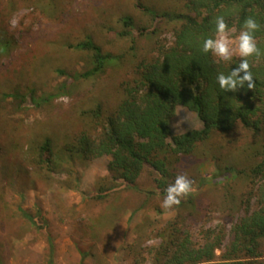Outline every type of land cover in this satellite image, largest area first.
Returning <instances> with one entry per match:
<instances>
[{"label":"rangeland","instance_id":"obj_1","mask_svg":"<svg viewBox=\"0 0 264 264\" xmlns=\"http://www.w3.org/2000/svg\"><path fill=\"white\" fill-rule=\"evenodd\" d=\"M144 8L179 13L184 0H0V264H48V238L53 264H80L82 255L83 264H151L162 233H187L195 247L223 236L218 260L233 240L232 226L254 210L260 180L245 173L263 153L249 150L258 139L240 126L167 159V186L183 174L193 189L167 210L149 167L136 189L119 185L99 199L110 185V157H69L67 147L82 134L100 137L138 65L172 44L178 25L155 20ZM124 16L133 20V38L122 35ZM238 33L222 37L231 57L239 56ZM87 40L113 59L83 78L92 52L75 45ZM201 126L195 113L176 108L172 135ZM46 140L53 159L40 150ZM261 251L253 264H264V239Z\"/></svg>","mask_w":264,"mask_h":264},{"label":"trees","instance_id":"obj_2","mask_svg":"<svg viewBox=\"0 0 264 264\" xmlns=\"http://www.w3.org/2000/svg\"><path fill=\"white\" fill-rule=\"evenodd\" d=\"M183 9L177 13L144 8L153 19L178 25L172 44L162 49L157 57L138 65L137 76L125 86L124 98L116 111L106 117L100 137L94 140L82 134L66 151L70 158L74 155L110 157L107 164L110 185L102 187L105 190L98 191L96 198L102 199L119 185L136 189V180L145 167L157 175V189L165 194L171 175L169 157L192 154L214 132L227 133L237 126L242 127L258 139V146L249 150L253 154L263 153L247 174L232 168L235 175L245 173L252 181L260 180L254 191V210H247L232 226L233 240L218 260L214 252L222 247L223 236H215L212 241L195 247L187 233L184 238L162 233L163 243L153 252L151 264H253L263 257L261 241L264 239V27L256 34L262 54L249 59L255 82L252 90L245 85L234 93L221 91L216 83L217 74H227L238 66L241 58L217 60L210 53H203L201 47L203 40L214 34L213 21L218 15H225L229 29L237 32L249 16L264 26V0H184ZM121 22L122 35L133 38L132 18L124 16ZM75 48L92 52V68L81 75L83 78L99 74L113 59L90 40L78 43ZM178 106L195 113L201 128L172 135L171 121ZM40 150L48 158H55L49 140ZM58 159L57 164H60L62 158ZM20 212L30 222H35L25 211L20 209ZM174 232L179 234L180 231ZM48 244V264H53L50 238ZM84 258L82 255L80 264Z\"/></svg>","mask_w":264,"mask_h":264},{"label":"clouds","instance_id":"obj_3","mask_svg":"<svg viewBox=\"0 0 264 264\" xmlns=\"http://www.w3.org/2000/svg\"><path fill=\"white\" fill-rule=\"evenodd\" d=\"M214 34L205 38L202 42L201 51L211 54L221 61L231 59L232 50L222 39L230 30L226 22L225 15H218L214 18ZM262 26L257 19L249 16L244 19L238 36L235 37V47L241 58L238 66L233 67L225 74L220 72L216 76V83L223 92H237L247 85V89L252 90L255 86L252 72L250 71L249 59L261 56V49L257 42V33L262 30ZM192 182L186 175L178 174L173 183L167 186L161 207L165 210L173 206H179L181 200L192 192Z\"/></svg>","mask_w":264,"mask_h":264}]
</instances>
